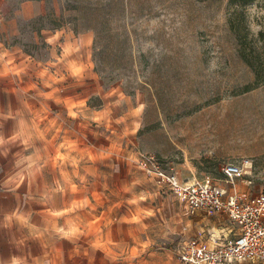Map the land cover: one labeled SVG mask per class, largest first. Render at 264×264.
I'll return each instance as SVG.
<instances>
[{
    "label": "rangeland",
    "instance_id": "1",
    "mask_svg": "<svg viewBox=\"0 0 264 264\" xmlns=\"http://www.w3.org/2000/svg\"><path fill=\"white\" fill-rule=\"evenodd\" d=\"M101 1L107 9L86 12L107 11L112 33L97 69L105 40L94 46L97 31L66 0H0V167H17L0 192L13 202L12 242L142 256L174 248L189 209L139 153L181 179L217 180L224 163L249 158L250 192L264 188V79L246 90L254 74L228 0ZM245 9L251 32L264 29V0Z\"/></svg>",
    "mask_w": 264,
    "mask_h": 264
},
{
    "label": "built area",
    "instance_id": "2",
    "mask_svg": "<svg viewBox=\"0 0 264 264\" xmlns=\"http://www.w3.org/2000/svg\"><path fill=\"white\" fill-rule=\"evenodd\" d=\"M137 164L145 173L164 182L188 209L222 210L237 226L238 233L233 239L219 240L212 245L195 240L180 243L179 264H264V188L248 193L237 188L239 178L252 183L253 164L249 158L221 166L229 189L216 184L207 174L181 179L172 168H163L152 152L139 153Z\"/></svg>",
    "mask_w": 264,
    "mask_h": 264
},
{
    "label": "crops",
    "instance_id": "3",
    "mask_svg": "<svg viewBox=\"0 0 264 264\" xmlns=\"http://www.w3.org/2000/svg\"><path fill=\"white\" fill-rule=\"evenodd\" d=\"M16 168L14 166L9 167L3 174L0 167V181L3 176L9 177L12 175ZM191 175L184 178L195 177L193 173ZM222 177L217 180L214 179L216 184L229 189L223 174ZM240 179H242V183H240ZM237 188L243 193H248L251 190L250 184L245 183L244 178L237 180ZM13 201L15 203V199ZM180 202L183 203L181 200ZM12 203L10 196L3 195L0 192V264H19L21 262L27 264H83L96 261L101 264H179L177 252L180 243L186 240H195L205 245H212L219 240L233 239L238 233L236 224L222 210L189 209V211L179 215L177 225L180 229V238L176 241L175 247L158 246L155 250H147V253L142 256H132L130 254L132 248L135 247L139 248L137 249L138 252H144L145 247L141 249L138 246L100 244L90 246V250H82V247L78 245L18 244L12 242L9 238L11 219L8 212ZM185 207L187 206L185 205ZM91 248H97L98 250H92ZM24 252L25 254H23ZM82 252H86V254H82ZM97 252H104V254H97ZM173 253H175V256Z\"/></svg>",
    "mask_w": 264,
    "mask_h": 264
},
{
    "label": "trees",
    "instance_id": "4",
    "mask_svg": "<svg viewBox=\"0 0 264 264\" xmlns=\"http://www.w3.org/2000/svg\"><path fill=\"white\" fill-rule=\"evenodd\" d=\"M257 0H228L226 22L229 30L233 33L238 46V54L241 59L250 67L254 74V85L246 86V90L258 84L264 79V29H259L256 34L252 33L249 28L248 13L246 6ZM107 5L101 0H66L65 9L75 10V20L84 28L95 29V44L99 40H105L101 43L95 53L96 68L99 69L106 63L105 59L109 55L108 39L112 35L110 28L107 26V11H104L102 17L86 15L88 9L97 13L107 9ZM55 26H61L63 23H55ZM78 25V23L76 24Z\"/></svg>",
    "mask_w": 264,
    "mask_h": 264
}]
</instances>
